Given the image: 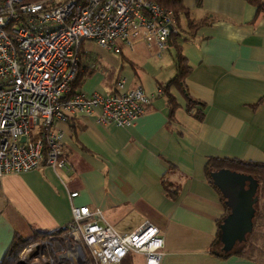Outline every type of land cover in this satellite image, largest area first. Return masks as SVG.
Returning a JSON list of instances; mask_svg holds the SVG:
<instances>
[{
	"label": "crops",
	"instance_id": "obj_1",
	"mask_svg": "<svg viewBox=\"0 0 264 264\" xmlns=\"http://www.w3.org/2000/svg\"><path fill=\"white\" fill-rule=\"evenodd\" d=\"M188 1L193 16L208 21L182 44L193 67L189 92L207 103L204 121L186 112L184 96L172 87L180 105L175 121L166 99L156 95L133 126L101 122L97 113L60 122L67 167L45 165L0 181V260L15 234L29 238L35 229L66 226L73 205H88L119 233L147 221L157 225L161 264H264L209 251L226 211L205 171L210 156L264 161V100L253 107L264 98V11L257 16L248 0H203L200 7ZM80 57L98 69L83 87L87 93L109 90L104 79L111 67L121 68L125 90L140 86L148 95L176 72L169 46L160 55L142 42L115 53L84 40ZM164 180L177 190L174 197ZM127 256L122 264H146L143 254Z\"/></svg>",
	"mask_w": 264,
	"mask_h": 264
},
{
	"label": "built area",
	"instance_id": "obj_2",
	"mask_svg": "<svg viewBox=\"0 0 264 264\" xmlns=\"http://www.w3.org/2000/svg\"><path fill=\"white\" fill-rule=\"evenodd\" d=\"M175 23L173 10L149 0H0V181L45 165L67 167L60 122L97 113L101 122L133 126L161 93L148 95L140 86L125 90L122 78L118 92L66 98L83 40L115 53L142 42L156 46L160 55ZM101 218L100 210L73 205L64 241L29 244L20 262L121 264L136 253L145 256L146 264H161L164 238L157 225L147 221L119 233Z\"/></svg>",
	"mask_w": 264,
	"mask_h": 264
},
{
	"label": "trees",
	"instance_id": "obj_3",
	"mask_svg": "<svg viewBox=\"0 0 264 264\" xmlns=\"http://www.w3.org/2000/svg\"><path fill=\"white\" fill-rule=\"evenodd\" d=\"M159 5L173 10L176 16V23L173 31L171 32L167 46L171 47L175 51L176 60L175 67L176 72L174 76L165 83L159 84V89L162 96L166 99L168 105V117L170 121L176 120V112L180 105L177 98L172 94V87L177 88L186 100L185 110L186 112L198 121H204L206 117L207 103L201 101L191 95L187 85V78L191 74L193 67L191 66L189 59L183 54L182 44L186 40V36H196L199 28L205 24H208L206 20H197L189 7L186 6V0H149ZM197 6L203 5V0H195ZM254 4L257 9V16L264 11V0H248ZM84 40L80 44V55L82 53V46ZM97 68L89 67L82 63L80 57V63L77 69L75 79L71 84L70 91L66 94V98H71L76 94L83 93V87L86 81L96 72ZM104 79L105 85L112 92H118L119 82L122 79L121 68L111 67L106 71ZM264 98H261L253 107L259 106L263 102ZM72 117L69 121L73 120ZM231 170L239 173H245L252 175L258 179L260 184V202L256 207L255 216L253 219L254 227L253 231L248 235L246 241L239 243L231 251L225 252L222 250L221 242V230L219 227L218 234L210 246L209 251L211 254L227 259L233 255L245 256L251 259L264 263V161H255L240 159L236 157H220L210 156L207 160L205 171L207 177L214 184L215 188L221 195L223 206L226 214L230 212V208L226 204V200L220 191L219 185L215 183L213 172L218 170ZM164 185L167 190V194L171 197L176 195L177 190L174 189L172 183H167L164 180ZM177 188V187H176ZM224 216V217H225ZM224 217L220 221L222 223ZM68 231V227L63 226L51 230L47 229H35L31 237L25 238L20 234H15L12 242L10 243L4 257L0 260V264H20L19 256L21 252L32 243H41L45 240L51 241H64V237ZM131 253L128 254V256ZM127 256V257H128ZM122 264V263H121Z\"/></svg>",
	"mask_w": 264,
	"mask_h": 264
},
{
	"label": "water",
	"instance_id": "obj_4",
	"mask_svg": "<svg viewBox=\"0 0 264 264\" xmlns=\"http://www.w3.org/2000/svg\"><path fill=\"white\" fill-rule=\"evenodd\" d=\"M212 175L230 208L220 224L222 250L228 252L246 241L253 231V219L260 202V184L252 175L231 170H218Z\"/></svg>",
	"mask_w": 264,
	"mask_h": 264
},
{
	"label": "rangeland",
	"instance_id": "obj_5",
	"mask_svg": "<svg viewBox=\"0 0 264 264\" xmlns=\"http://www.w3.org/2000/svg\"><path fill=\"white\" fill-rule=\"evenodd\" d=\"M190 1V0H189ZM188 1V2H189ZM200 7V6H199ZM97 45V44H96ZM97 47L98 48H100L98 45H97ZM102 49V48H101ZM104 50V49H103ZM113 55H115V54H113ZM117 56V55H116ZM39 128H40V125H37V127L35 128V129H33V132H37L38 130H39Z\"/></svg>",
	"mask_w": 264,
	"mask_h": 264
}]
</instances>
